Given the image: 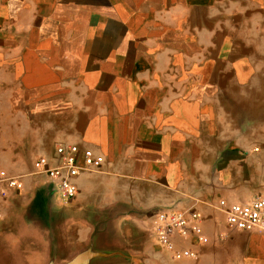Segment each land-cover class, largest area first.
I'll return each instance as SVG.
<instances>
[{"label":"crops","instance_id":"0c3cea01","mask_svg":"<svg viewBox=\"0 0 264 264\" xmlns=\"http://www.w3.org/2000/svg\"><path fill=\"white\" fill-rule=\"evenodd\" d=\"M255 103L263 114L264 0H0L4 166L55 163L61 144L105 160L80 174L70 202L27 177L0 213L28 184L51 216L63 212L54 264H130L138 247L151 264L149 228L165 211L202 217L208 243H179L198 254L186 264H264V234L229 228L217 209L264 196V144L240 122ZM11 227L0 222V237L40 264L35 238H10Z\"/></svg>","mask_w":264,"mask_h":264},{"label":"built area","instance_id":"2783aa9c","mask_svg":"<svg viewBox=\"0 0 264 264\" xmlns=\"http://www.w3.org/2000/svg\"><path fill=\"white\" fill-rule=\"evenodd\" d=\"M55 163L47 157H38L32 171L27 175H12L0 169V201L6 200L11 191H24L27 177L48 179L54 192L63 202H70L78 194L76 179L86 170L98 171L105 160L91 149L80 150L75 145H58ZM217 209L224 215L229 228L239 232H258L264 234V196L246 204H228L221 200ZM0 213V219H1ZM202 217L197 212L185 213L165 211L154 217L152 232L158 247L173 261H192L197 252L180 244L195 240L199 245H206L208 239L201 228Z\"/></svg>","mask_w":264,"mask_h":264},{"label":"rangeland","instance_id":"374dc122","mask_svg":"<svg viewBox=\"0 0 264 264\" xmlns=\"http://www.w3.org/2000/svg\"><path fill=\"white\" fill-rule=\"evenodd\" d=\"M244 128L249 127V133H248V139L249 142L253 145H261L264 144V113L261 114L260 111L256 110V103L250 104V110H249V116L247 120H240ZM247 123V124H246ZM253 129V131H252ZM263 129V130H262ZM255 130V131H254ZM245 131V130H244ZM243 131V132H244ZM256 132L258 134H256ZM263 132V134H260ZM8 155L7 153L1 148L0 146V169L6 170L12 173H19L21 172H28L31 170V166H27L24 168H11V167H5L4 164L8 163ZM34 161V160H33ZM33 163V162H32ZM19 170V171H18ZM30 173V172H29ZM27 191V194L29 197L26 199L24 198L23 201H21L19 204H12V207H6L7 211L6 214L3 215L1 213V223H11L12 227L8 231V236L10 238H14L16 240L21 239H27L29 236H33L36 240V246L37 248L41 249V263L40 264H54V260L50 252L54 250L52 247L54 245V242L52 241L54 239V220L55 216L57 217V220H64V213L58 215H50V202L47 199H44L42 197H38L34 199V186L32 184L27 185V189H25V192ZM38 204V206H36ZM39 205L42 208L41 215H39L36 212V208L39 207ZM53 217V218H52ZM149 232L152 237V250L151 254L154 256H163L169 259L167 263H161L159 262V259L156 257L153 259L151 264H186L187 262H175L173 261L164 251H162L155 240V237L153 235L152 229ZM152 232V233H151ZM8 241L3 240L0 237V264H25L23 262L24 257L20 254H23L24 252L28 251V245L23 243L21 246H15V244L8 245ZM13 242V241H11ZM119 243V240H117ZM122 244H125L124 241L121 242ZM111 244L112 240H111ZM126 249L125 246H123ZM119 248L117 245L116 247L112 249L114 252H118ZM130 251H135L133 248L129 249ZM144 253V247H138L137 251V259L136 262L130 263V264H145L142 259L139 258V254ZM63 264V263H60ZM94 264H101V263H94ZM112 264H124L121 262H115ZM148 264V263H147Z\"/></svg>","mask_w":264,"mask_h":264}]
</instances>
